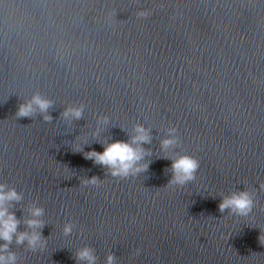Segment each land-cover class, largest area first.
Listing matches in <instances>:
<instances>
[{"label": "water", "instance_id": "water-1", "mask_svg": "<svg viewBox=\"0 0 264 264\" xmlns=\"http://www.w3.org/2000/svg\"><path fill=\"white\" fill-rule=\"evenodd\" d=\"M36 94L51 121L17 115ZM137 124L147 171L113 177L86 158ZM182 155L196 178L170 184ZM0 184L23 197L18 231L44 210L45 243L14 239L17 264H85V246L96 264H264V0H0ZM245 189L249 216L219 212Z\"/></svg>", "mask_w": 264, "mask_h": 264}, {"label": "clouds", "instance_id": "clouds-1", "mask_svg": "<svg viewBox=\"0 0 264 264\" xmlns=\"http://www.w3.org/2000/svg\"><path fill=\"white\" fill-rule=\"evenodd\" d=\"M140 16H147V12L138 13ZM52 101L43 98L36 94L27 103L19 106L17 115L19 117H30L37 110L43 114L46 121H51L52 117L48 115L49 108L52 107ZM84 107H69L64 110L62 116L65 119H81L83 116ZM103 123H107V118H103ZM175 128L168 129L169 138L162 141V148L167 150L169 147L178 143ZM151 143L150 130L144 126L137 124L134 127V134L130 136L128 141L115 140L108 143L103 152L91 150L86 153V158L94 160L96 164L106 167L113 177H127L130 174L147 171V164L140 165L145 157L146 150L142 147L144 144ZM200 163L197 159L189 155L178 156L171 164L173 173L170 184L185 185L189 181L196 178L197 170ZM98 177H91L84 180L85 184H98ZM23 199L22 195L14 188L9 189L6 184H0V240L4 241L0 244V264H17V255L10 250V245L15 239L16 244L23 245L27 241L29 250L36 251L38 247H43L45 241L42 239V229L44 223L39 217L44 214L43 208L33 206L30 209L31 219L24 221L27 227L32 231L27 230L20 232L19 227L21 220L17 218L14 211L10 210V205L14 206L13 202H19ZM255 207L253 194L248 190H238L223 196L218 205L220 213L228 211L232 215L247 217L251 214ZM72 225L66 224L64 228L65 234H70ZM261 244H264V233L259 237ZM76 260L85 262V264H96L97 256L91 247L85 246L76 253ZM115 254L107 256L106 264H116Z\"/></svg>", "mask_w": 264, "mask_h": 264}]
</instances>
